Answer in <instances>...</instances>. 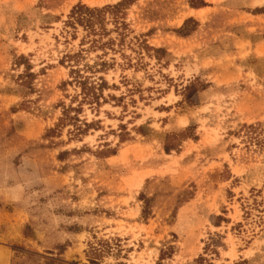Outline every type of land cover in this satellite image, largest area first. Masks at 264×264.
I'll use <instances>...</instances> for the list:
<instances>
[{"label":"rangeland","instance_id":"374dc122","mask_svg":"<svg viewBox=\"0 0 264 264\" xmlns=\"http://www.w3.org/2000/svg\"><path fill=\"white\" fill-rule=\"evenodd\" d=\"M118 1L0 0V264H264V0Z\"/></svg>","mask_w":264,"mask_h":264},{"label":"trees","instance_id":"16d2710c","mask_svg":"<svg viewBox=\"0 0 264 264\" xmlns=\"http://www.w3.org/2000/svg\"><path fill=\"white\" fill-rule=\"evenodd\" d=\"M134 0H119L118 2L114 3V4H106L104 6L101 7H89L86 6L84 4H77L75 5L71 10L70 13L68 14V20L67 22L70 24H79L81 25L84 29H86L88 35L93 34V33H97L100 35V38H92L90 39V45L87 48H93V47H113L114 44V39L111 38H107L106 40L102 41L101 37L102 35L105 34V28L102 26L103 24V20L106 17V15H110V17L113 19L114 23H115V28L116 29H120L118 31V34L120 35V39L123 37V33L121 32V28L123 26H125V23L120 19V13L122 12V10L128 5L131 4ZM96 24H99V27L96 26ZM100 29L97 30L96 29ZM119 44V43H118ZM114 50V48H111ZM103 52H105V50H103ZM76 54H69L68 58L71 60L73 57H75ZM112 60H114L112 58ZM101 65H106L109 66L111 64V62L102 59L100 61ZM86 77L82 80V82H80V84H83V86H85V82H86ZM99 80V82H96L97 84V89H95V85L96 84H92L93 82H90V85L88 87H85L86 89V94H90L91 98H93L95 101H97L98 97H99V92H95V90H98V88L101 87L102 84H104V80L102 77H98L97 78ZM84 88V87H83ZM67 109H64L63 111L65 112ZM68 119H74L73 117H70ZM76 119V118H75ZM188 127H186L187 130ZM76 130L80 131L79 126L76 127ZM183 134V132H182ZM185 134V133H184ZM184 137H186V135H184ZM172 147H168L165 146V149L168 151L170 150ZM102 242V241H101ZM105 242V241H104ZM100 243L99 247H96L94 245H90V253H92L94 256L90 257V261H94L95 256L99 254V251L101 250L100 248H103V243ZM107 246V243H104V248Z\"/></svg>","mask_w":264,"mask_h":264}]
</instances>
